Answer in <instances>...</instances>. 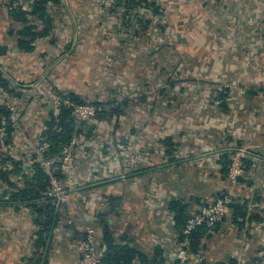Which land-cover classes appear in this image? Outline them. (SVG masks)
Instances as JSON below:
<instances>
[{"label": "crops", "instance_id": "1", "mask_svg": "<svg viewBox=\"0 0 264 264\" xmlns=\"http://www.w3.org/2000/svg\"><path fill=\"white\" fill-rule=\"evenodd\" d=\"M10 1L0 0V46L4 52L0 54V70L15 86L29 90L26 100L19 103L28 112L24 133L41 130L48 115L37 93L49 87L42 78L50 72L48 64L55 61L51 54L60 47L56 41L43 39L31 53L19 49L8 31L12 22L7 7ZM156 1L172 25L184 26L185 21L195 24L214 45L217 30L202 27L205 22L220 20L215 25L222 28L225 44L218 51L227 54L219 68L221 76L198 80L202 88L196 87L191 95H175L190 101L185 103V110L180 104L166 102L167 109H147L140 116L142 125L135 119L121 126L118 122L123 121L113 119L116 122L109 127L88 126L91 133H97V142L106 146V152H115L111 159L101 153L98 157L90 152L80 155L78 189L67 204L71 216L62 218L65 222L60 220L47 247L38 243L40 228L31 209L16 208L5 201L0 168V264H83L76 249L77 234L94 229L102 248L106 225L147 256H154L156 248H161L165 264H172L180 250L186 251L187 264L229 258H236L240 264H264V218H252L259 212L255 204L264 201V92L259 90L264 87V0ZM201 5L207 6V14ZM218 5L223 9L221 18ZM188 8L193 10L191 16ZM190 51L197 52L193 47ZM207 66L213 68L209 63ZM39 82L46 87H37ZM223 87L230 92L223 95L219 92ZM109 140L111 144H106ZM242 146L250 153L245 160L255 161L256 166L233 185L227 165L231 154ZM27 149L26 145L21 151ZM254 155L260 159L254 160ZM222 192L248 200L249 215L244 221L239 219L242 225L234 222L229 211L223 222L201 237L197 250L189 244L183 246L172 202L185 204L192 214Z\"/></svg>", "mask_w": 264, "mask_h": 264}, {"label": "rangeland", "instance_id": "2", "mask_svg": "<svg viewBox=\"0 0 264 264\" xmlns=\"http://www.w3.org/2000/svg\"><path fill=\"white\" fill-rule=\"evenodd\" d=\"M60 1L63 4L55 3L52 9L56 18L53 40L60 49L52 45L57 49L50 53L55 61L48 64V76H40L49 87L37 93L38 97L42 96V105L46 106L47 114L53 110L52 100L47 94H58L59 89L75 91L91 101L112 102L115 98L122 102L127 96L130 99L148 101L147 104L131 103L126 108V114L129 115L121 116L119 120L123 122L118 124L127 126L128 122L132 123L136 119L142 125L140 116L147 109H167L168 97L177 94L191 95L196 87L202 88L198 80L222 74L219 68L227 54L218 51L225 44L222 28L215 25L220 20L201 26L205 31L210 27L211 31L217 30L214 37L218 39H215L217 44L214 45L209 41L211 38L206 41L195 24L185 21L184 26L182 23L179 26L172 25L168 14L157 15L149 25L141 26L136 21L127 23L123 7L115 0H98L96 3L94 0ZM200 7L206 13L207 6ZM216 9L217 14L221 15V6L218 5ZM187 12L191 16L193 10L188 8ZM192 47L197 54L190 51ZM207 63L213 68H208ZM39 86L40 82L37 87ZM44 87L46 86H41ZM156 96L160 101L153 105L152 100ZM174 100L176 101L170 104H180L182 110L186 109L185 103L190 102L182 98ZM133 111L135 114H131ZM24 129L18 131L17 146H13L18 152H22L26 145L28 149H34V146L36 148L44 141L43 128L23 133ZM2 134L3 131L0 130V136ZM0 138L5 142L4 138ZM34 150L31 154H34ZM23 158L28 163L27 157ZM28 158L33 160V156L28 155Z\"/></svg>", "mask_w": 264, "mask_h": 264}, {"label": "trees", "instance_id": "3", "mask_svg": "<svg viewBox=\"0 0 264 264\" xmlns=\"http://www.w3.org/2000/svg\"><path fill=\"white\" fill-rule=\"evenodd\" d=\"M115 1L119 6L123 7L127 23L136 21L141 26H147L150 22L156 19L157 15L165 14V10L161 8L156 0ZM25 2H28V0H11L9 6H7L9 8L8 10L12 21L8 31L11 36H14L19 49L26 51L27 53H31L36 49L37 43L39 41H42L43 39H50L52 42L54 41L53 32L55 30L56 18L53 15L54 12H52V9L53 4L61 3L62 1L35 0L31 10H25L22 8V4ZM14 3H16V6L10 8ZM144 11L150 12L151 14H147V12ZM205 23L208 24L209 21ZM138 33H140L139 29ZM5 50L6 48L4 51ZM2 51L3 48L0 46V54L4 53ZM0 90L3 93V98L0 99V130L3 131V134L0 137L5 139V142H3L4 140L0 138V168L2 170L1 177L5 183V188L2 194L6 199L5 201L12 206L16 208L28 207L31 209L32 213L35 214L36 222L40 228L38 232V243L42 247H47L48 243H50L54 228L57 226L60 220L61 222H65L64 220L62 221L61 218L63 213L62 208L60 205H57L54 199L47 196L48 187L50 186V176L41 168L40 163H34L35 173L32 177H29L24 173V165H26V160H24L23 157L30 159L28 158V155H30L35 158V154H31V151L34 149H27V152H15L13 148V146H17L16 135L18 131L25 128L26 126L25 117L28 112L24 107H21L19 103L26 100L28 92L26 91L27 89L25 87L15 86L1 70ZM259 90L264 92V87L260 88ZM57 92L63 98L69 99L77 104L91 103L97 107H103L104 109L99 111L98 122L99 124L102 123L109 126L114 122L119 121L121 116L126 114V108L130 107L131 103L147 104L148 101L147 99L146 101L138 98L130 99L127 96L124 97L122 102H118V100L115 98L112 102L111 100L91 101L87 96L84 97L72 90H58ZM219 92H222L223 95L227 94L230 92V88L223 87ZM168 98L169 100L166 101H168L167 103L170 104L173 102L172 100L175 99V96ZM158 101L159 97L156 96L152 100L153 105H156ZM10 103L20 107V112H14L9 106ZM125 116H127V114ZM113 119L116 121H113ZM57 125L59 128H56ZM94 126L96 128L98 125ZM42 128V138H47L54 143V146H52L50 150V155L52 156L59 154L61 147L64 144L70 142L72 137L79 130H85L91 138L98 141L97 133H91L92 128L88 129L86 125L84 128L80 126L74 115L73 107L67 104H63L61 107L59 121H56V118L50 111V113L47 115V119L45 118ZM165 141L170 143L171 138H166ZM233 155L234 154L232 153L231 160L228 163L229 166L227 165L228 172L231 166ZM245 161L244 167L245 172H247L253 168L252 165L254 161H252V163L250 160ZM55 175L59 178L64 177V174L61 171L56 172ZM225 193L228 192L220 193L217 198L224 195ZM234 198L235 202L231 204L229 211H232L234 222L242 225L243 222H239V219L244 221L246 215L248 214V200L243 198L242 195H234ZM109 202L110 204H113L112 200ZM210 204H205L204 206ZM171 206L176 211L175 220L176 226L180 230L181 243L183 246L189 244L193 251L197 250L198 246L200 245L201 237L204 236L208 229H211L213 226L223 222L228 214L227 213L225 215L221 222H217L213 226L202 225L193 230L190 235H185L183 234L182 230L188 218L193 213L190 214L188 212L187 206L177 201L172 202ZM202 207L203 206H201V208ZM252 218L262 220L264 218V214L259 211ZM252 218L250 217V219ZM100 220L101 223L106 222L103 219ZM109 228L110 226L106 225L103 231L102 238L104 243L102 244L101 248L102 264H165V258L163 257V250L161 248H156L154 256H147L146 254L137 250L135 247L125 243L126 238L124 236H117ZM80 235L82 234H77L76 238H78ZM45 250L46 249H44V251ZM172 264H187V260L182 262L177 258ZM199 264L240 263L236 258H229L228 260H220L216 262L202 260Z\"/></svg>", "mask_w": 264, "mask_h": 264}, {"label": "built area", "instance_id": "4", "mask_svg": "<svg viewBox=\"0 0 264 264\" xmlns=\"http://www.w3.org/2000/svg\"><path fill=\"white\" fill-rule=\"evenodd\" d=\"M34 2L35 0H28V2L22 4V8L28 10L32 7ZM13 6H16V3L10 8ZM47 96H50L52 100V113L56 118V121H59L62 105L67 104L73 107L74 115L80 126L83 128L85 125L91 127L102 124H99L98 122V114L99 111L104 109L103 107H97L93 104H77L69 99L63 98L60 94L55 93H52L51 95L47 94ZM1 98H3V93L0 90V99ZM9 106L16 113L21 110L20 107L13 103H10ZM104 126L109 127V125ZM56 128H59V126L57 125ZM110 142H112V140L107 141L106 144H111ZM52 146H54V143L47 138H44L42 144H39L36 148L34 146L35 158H33V160H27L28 163L24 165V173L29 177H32L35 173L34 163H40L41 168L50 176V186L48 187L47 196L54 199L57 205H60L62 208L63 213L61 218H69L71 212L67 204L70 200L71 194L74 190L78 189L79 183L76 179V172L79 170L80 155L84 152H90V154L93 153L96 156L101 153L99 155L111 159L115 150L109 149L111 154L106 152V146L98 144L97 140L91 138L85 130H79L76 132L70 142L61 147V151L57 155H50ZM249 154L248 148L245 146H242L234 153L228 172L229 181L233 185H236L240 177L244 175V158ZM253 159L259 160L260 157L254 155ZM252 166L253 168L256 166L255 161ZM57 170L64 174L63 178H59L55 175ZM234 202L235 198L233 193L228 192L219 196L212 204L203 206L188 218L182 230L183 234L190 235L193 230L199 226H213L217 222H221L228 213L231 204ZM255 206L264 214V201L259 203V205L255 204ZM251 207L252 206H250V208ZM76 249L81 255L83 264H102L101 246L94 229L88 228L82 231V235L76 238ZM177 258L182 262L186 261L188 258L186 251L180 250Z\"/></svg>", "mask_w": 264, "mask_h": 264}, {"label": "water", "instance_id": "5", "mask_svg": "<svg viewBox=\"0 0 264 264\" xmlns=\"http://www.w3.org/2000/svg\"><path fill=\"white\" fill-rule=\"evenodd\" d=\"M56 172H58V170Z\"/></svg>", "mask_w": 264, "mask_h": 264}]
</instances>
